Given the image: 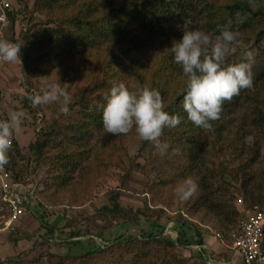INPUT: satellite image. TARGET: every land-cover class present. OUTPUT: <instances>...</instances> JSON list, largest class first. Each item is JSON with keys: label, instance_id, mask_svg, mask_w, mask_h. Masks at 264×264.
Instances as JSON below:
<instances>
[{"label": "rangeland", "instance_id": "rangeland-1", "mask_svg": "<svg viewBox=\"0 0 264 264\" xmlns=\"http://www.w3.org/2000/svg\"><path fill=\"white\" fill-rule=\"evenodd\" d=\"M4 1L8 3L11 11H16L17 20L11 29L8 27L7 20L2 31V38L12 42L15 39L14 43L19 41L22 45L29 39L28 36L19 34L25 24L31 25L33 22H39V27L54 28L59 19L71 13V10L65 7L58 6L56 11L53 6L48 7V4L45 7L43 3L50 0ZM186 23L163 22V36L144 39L146 37L144 35L139 38V40L143 39L139 46L141 49L138 50L141 54L136 55V49L128 45V50H130L128 55L117 57V62L126 61L128 67L130 60L135 59L138 68L133 69H137L134 75L140 79L131 75L128 67L125 71H119L120 65L104 64L106 57L104 58V53L99 48L97 49L103 55L93 48H87L78 53H66L64 57L59 55L60 49H58L54 62L57 63L59 60L58 62L62 63L60 62L62 59L64 64L58 65L57 68L54 67L57 76L53 79L61 81L68 72L64 68L73 66L71 67L75 83L73 90L89 88L93 73H98V78L99 70L102 69V75L109 80L111 85L123 82L134 90L138 84L148 86V82L154 83L155 79L149 81L147 79L150 76V70L158 67V71L162 70L167 73V78L156 82L164 84L169 99L174 87L185 81V76L179 74L176 69L172 70L168 67L169 63L165 61L159 67L157 56L168 48L169 41H179L182 38L184 28L188 30ZM234 25L227 27H232L231 31L238 32L240 35L234 45L236 52L227 60L229 63L239 62L244 51H252L255 54L252 69L254 80L255 73L263 66L262 56L256 50L253 37L247 36L245 30L237 28V24ZM169 26L171 29L168 31L165 27ZM35 30L37 29H34L33 33ZM207 33L219 34L213 31ZM111 46L110 43V46L105 48V54L111 51ZM22 51L30 53L28 50ZM21 58V61L18 60L15 63L0 60V120L7 119L14 111L23 113L22 126L15 131L13 137L23 158L11 151V158L14 161L13 171L18 173L20 183L25 192L31 195L33 202L41 201L52 213L45 215V218L47 217L57 225L55 233H59L64 228L63 223L65 222L73 223L84 231L87 229L95 231L100 228V231H97L99 235L93 236V241L96 245H102L104 242L108 245L117 236H138L140 226L144 225L142 221L146 217L163 225L161 238L168 237L175 240L177 232L172 227L176 223L186 222L194 229V231L192 229L188 231L193 238L197 236L195 232L201 235V244L192 242L185 246H179L176 243L164 246L162 240L155 242L142 239L143 243L138 247H146V252L150 251L153 264H209V261L213 264H242L238 252L231 248L232 236L239 220L244 216L243 213L264 204V199L261 200L264 191V133L252 127L248 114L250 109L246 104L236 106L232 112H228L226 108L222 109L225 116L229 115L231 121L223 128L220 135L213 131L209 134L199 127L194 130L193 135L197 143L194 147L199 148L204 145L203 150L206 153L204 166L213 171L214 178L203 175L205 168L198 173L191 166L186 168L184 165L185 154L189 156L191 153L190 150L184 149L185 146H191L189 130L179 136H171L162 140L169 144V149L163 156L159 154L154 144L140 140L134 130L121 136H113L103 130L99 133L91 132L83 142L81 149H86L87 153L83 155L84 160L77 165L78 168L76 167L74 172L69 173L68 184L62 188L50 187L47 185L48 173L51 171L57 174L60 172L58 169L60 166L51 163L50 156L47 157L48 151L44 154L45 162L40 160L33 163L29 159L28 147L37 133L46 127L54 111H61L63 106L73 100V97L66 94V99L61 97L58 103L34 106L29 97L46 89V80H51V78L47 79L46 74L37 73V79L33 80L35 86H31L27 92L26 86L22 84L24 59ZM104 65H106L105 69ZM125 79L127 81H124ZM74 119L73 117L64 118L58 127L69 125V122H74ZM59 140L58 138L57 141ZM209 142H214V145L209 146ZM71 145L78 147L74 142ZM174 149H178L179 153L176 154ZM217 165L221 166L227 184L222 183L219 175H216ZM241 170L249 172L245 187L248 191L249 189L252 191L248 193L246 190L243 192L242 183L245 181L241 176ZM187 177L196 180L199 187L189 199L180 200L176 189ZM45 181L46 184L43 183ZM204 183L208 185L207 188L203 185ZM251 192L252 198L249 196ZM113 195L117 198L118 212L102 210L103 205L113 209ZM231 196L234 198L230 199ZM204 197H208L209 202L203 200L206 204L197 205L196 199L201 198L202 200ZM232 206L240 214L239 212L237 214ZM32 210L30 206V211L23 212V215L11 224L12 227L4 226L5 216L0 213V264H25L24 262L31 256L39 252L40 256L45 254L43 249L29 250L32 242L44 233V229L38 225L35 210ZM134 212H136L134 217L123 218L124 213ZM64 229L70 231V226ZM88 236L86 234V237ZM58 249L54 246L49 251L57 253L61 248ZM5 259L8 261L6 262ZM40 259L42 260L43 257ZM144 260L146 261L147 258Z\"/></svg>", "mask_w": 264, "mask_h": 264}, {"label": "trees", "instance_id": "trees-1", "mask_svg": "<svg viewBox=\"0 0 264 264\" xmlns=\"http://www.w3.org/2000/svg\"><path fill=\"white\" fill-rule=\"evenodd\" d=\"M46 4H48V7L53 6L55 11L58 6L60 8L65 7L71 10V13L67 16L65 15V18L59 19L54 28L39 27V22H33L31 25L25 24L19 34L26 35L29 39L24 45L19 44V41L17 43L21 47L20 58L24 59L22 84L26 86L25 90L27 92L31 86H35L33 80L37 79V73H41L46 74L47 79L51 78V80H46L47 87L51 84H59L66 94H70L73 97V100L66 104L69 109L68 113L64 114L62 111H54L46 127L37 133L34 141L28 147L30 152L29 159L33 163L40 160L45 162L44 154L48 151L47 157L50 156L51 163H56L60 166L58 168L60 172L57 174L51 173V171L48 173V186L62 188L68 184L69 173L74 172L78 168L77 165L84 160L83 155L87 153L86 149H81L83 142L91 132L99 133L104 130L102 108L99 105L105 103L103 97L113 85L102 75L101 69V71L99 70L100 75L98 78V73H93L89 88L83 87L82 89L73 90L75 85L73 80L74 72L71 68L73 66L64 68L68 72L61 81L53 79V77L57 76L54 67L57 68L59 67L58 65L64 64L62 59H60L62 63H59V60L57 63L54 62L58 49H60L59 55L64 57L66 53L73 54V52L78 53L87 48H93L101 55L104 53L103 56L104 58L106 57V61H103L104 64L120 65L119 71H125L128 67L127 62H117V57L128 55L130 52L128 45L136 49V55L141 54L138 50L141 49L139 46L143 39L139 40V38L144 35L146 36L144 39L163 36V22L171 21L178 22V24L187 22L188 30H202L206 33L208 31L219 33L221 26L237 24V28L245 30L247 36L253 37L256 50L262 56L263 66L255 73L253 87L251 89H242L240 94L234 96L231 101H225L222 109L226 108L228 112H232L236 106L239 107L243 106V103L246 104L250 109L248 114L250 123L253 125L251 126L264 133V0H254V7L250 6L249 0H50L43 3L45 7ZM9 7L5 9V15L6 21L8 20L9 22L8 27L11 29L15 20H17V14L16 11H11ZM165 28L169 31L171 26ZM34 29L37 30L33 33ZM229 29L231 30L232 27H229ZM172 42L169 41L168 48H171ZM110 43L112 44L111 51L105 54V48L109 47ZM167 49L161 51L159 56H157L159 67L165 61L169 63L168 67H171L172 70L176 69L179 74H183L181 66L174 62L173 54ZM22 50H28L30 53ZM161 58L162 60L160 61ZM136 62L135 59L130 60L128 68H130L131 75L140 79L137 75H134L137 73V69H133L135 67L138 68ZM33 68L35 70H32ZM103 68L105 69L106 65ZM157 68L150 70V76L147 80H155H153L154 83L147 81L149 83L148 86L159 90L165 102V110L170 115H178L181 119V123L175 128H166L164 130L161 141L171 136H179L189 130L191 146H185L184 149L190 150L191 153L189 156L185 154L186 161L184 165L186 168L191 166L198 173L202 168H205L203 175L214 178L215 174L213 171L204 166V155L206 154L203 150L204 145L199 148L194 147L197 143H195L196 137L193 134L197 126L187 119V114L182 107L183 96L186 94L185 81L178 83L179 85L177 84L174 87L168 99V92H166L164 84L156 82L162 78H167V73L162 70L158 71ZM179 74L176 75L179 76ZM184 78L186 80V77ZM124 81H127V79ZM70 117L75 118L74 122L71 121L69 125L62 128L58 127L61 120ZM230 121L229 115L225 116L222 110L220 118L212 121V128L206 130V132L210 134V131H213L220 135L223 128ZM58 138L60 139L59 141H57ZM72 142L76 143L78 147L71 145ZM209 143V146L214 145V142ZM19 150L13 139L12 147L8 153V163L5 168L11 173L13 180L20 183L21 180L18 178V173L13 171L14 161L11 158V151L23 158ZM183 168L185 169V167ZM215 170L216 175H219V180L222 183H226L221 166L217 165ZM241 176L245 181L242 183L243 192L245 190L247 193L252 191L251 189L248 191L245 187L249 172L241 170ZM43 183L46 184V181ZM203 185L206 188L208 187L206 183ZM249 196L252 198V192L249 193ZM261 196V200H263L264 191ZM233 198V196L230 197V199ZM203 200L209 202L208 197H204L202 200L197 198V205L199 203L201 205L206 204ZM28 202L33 208L32 211L35 210L34 213L38 225L44 229V233L32 242L29 250L39 251L43 249L46 255L40 256L39 252L27 259L24 262L25 264H153L151 263L152 255L149 254L150 251L148 253L146 252V247H138L139 244L143 243L142 239L155 242L162 240L164 246H171L174 243L179 246H185L192 242L196 244L202 243L200 234L198 235L195 232L197 236L194 238L189 234L188 231H191V229L194 231V229L186 222L176 223L172 227L177 232L176 239L172 240L168 237L161 238L163 225L156 223L154 219L145 217L144 221H142L144 225L140 226L138 236L127 235L122 237L121 235L111 240L108 245L105 242L102 245H96L93 241V236L99 235L97 231H100V228L95 231H90L89 229L84 231L73 223L65 222L63 227L70 226V231H66L63 228L59 233H55L54 230L57 225L53 224L47 217L45 218V215L52 214L47 210V206H44L41 201L33 202L31 195H28ZM112 203L113 209L107 205L101 206V209L107 212L115 210L118 212L117 198L114 195ZM0 210V213H3L4 218H6V207L1 200ZM234 210L238 214L239 211ZM135 213H124L123 218L127 216V218L130 216L134 217ZM86 234L90 237H86ZM82 236L86 238H79ZM262 244L264 245V229ZM54 246L62 250L58 249L59 252L52 253L49 250ZM40 257H43V259L41 260ZM144 257L147 258L146 261ZM5 260L6 262L8 261V259Z\"/></svg>", "mask_w": 264, "mask_h": 264}, {"label": "clouds", "instance_id": "clouds-1", "mask_svg": "<svg viewBox=\"0 0 264 264\" xmlns=\"http://www.w3.org/2000/svg\"><path fill=\"white\" fill-rule=\"evenodd\" d=\"M255 6L254 0H249ZM239 33L221 26L218 35L202 30H187L179 41L173 40L167 50L173 54L174 62L181 66L185 80V95L182 107L187 119L195 126L209 130L212 121L220 118L225 101H231L242 89L253 87V65L255 54L244 51L239 62L229 63L227 58L236 52L234 45ZM19 44L0 38V60L15 63L20 60ZM66 99V92L59 84H51L33 97L34 106L59 102ZM102 108V123L106 133L118 136L134 130L142 141L154 144L161 156L169 149L161 137L166 128H175L181 123L178 115L165 110V102L159 90L147 85H136L130 89L125 83H114L105 93ZM61 111L67 114L65 105ZM23 113L14 111L7 119L0 120V169L8 163L14 133L22 126ZM176 154L178 149L173 150ZM198 183L187 177L178 185L176 194L180 200H187L198 190ZM209 264H213L209 261Z\"/></svg>", "mask_w": 264, "mask_h": 264}, {"label": "built area", "instance_id": "built-area-1", "mask_svg": "<svg viewBox=\"0 0 264 264\" xmlns=\"http://www.w3.org/2000/svg\"><path fill=\"white\" fill-rule=\"evenodd\" d=\"M8 3L0 0V38L7 24L5 9ZM0 200L5 204L7 216L5 227H12L25 211H30L28 193L22 184L13 180L11 173L0 169ZM264 229V204L261 207L246 211L239 220L232 236L231 248L238 252L242 264H264V245L262 244Z\"/></svg>", "mask_w": 264, "mask_h": 264}, {"label": "crops", "instance_id": "crops-1", "mask_svg": "<svg viewBox=\"0 0 264 264\" xmlns=\"http://www.w3.org/2000/svg\"><path fill=\"white\" fill-rule=\"evenodd\" d=\"M29 207H30V205H29ZM27 212H29V211H27Z\"/></svg>", "mask_w": 264, "mask_h": 264}]
</instances>
